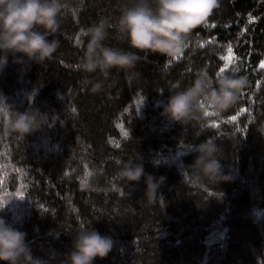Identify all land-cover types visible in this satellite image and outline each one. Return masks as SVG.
Here are the masks:
<instances>
[{"label": "trees", "instance_id": "1", "mask_svg": "<svg viewBox=\"0 0 264 264\" xmlns=\"http://www.w3.org/2000/svg\"><path fill=\"white\" fill-rule=\"evenodd\" d=\"M125 3L64 0L53 58L20 65L10 56L0 68V204L13 199L0 218L20 220L16 227L34 256L50 248L69 252L84 225L114 240L95 264H264V0H219L183 58L169 63L137 53L132 86L113 70L104 89L92 93L78 67L85 30L101 18L114 22ZM106 44L135 51L114 29ZM222 68L247 77L240 102L209 115L203 128L196 121L167 124L157 102L168 99L169 89ZM5 104L38 111L42 127L26 139L6 135ZM207 139L221 149L232 179L191 187L182 172L198 154L184 151ZM117 160L141 162L146 174L164 177L158 200H145L143 178L130 186L118 179ZM50 232H60L59 239Z\"/></svg>", "mask_w": 264, "mask_h": 264}, {"label": "clouds", "instance_id": "2", "mask_svg": "<svg viewBox=\"0 0 264 264\" xmlns=\"http://www.w3.org/2000/svg\"><path fill=\"white\" fill-rule=\"evenodd\" d=\"M218 7L219 0H128L120 7L114 22L101 18L85 30L87 43L78 64L84 74L82 83L90 86L92 93H99L115 70L117 74L123 73L124 80L132 86L139 78L135 69L142 59L137 53L162 56L166 62L183 58L192 33L206 26ZM64 14V0H0V68L10 56L20 65H43L51 60L60 47L58 34ZM113 29L116 37L135 51L106 44ZM249 86L247 77L236 71L218 72L215 77L201 71L182 90L173 85L168 99L157 104L163 109L160 115L167 124L185 126L196 121L203 128L210 113L219 116L235 107ZM5 105L9 110L4 123L6 135L26 139L42 127L45 118L38 111L30 108L18 112ZM261 132L264 134V129ZM220 151L213 139L184 151L198 155L182 172L183 182L191 187H200L205 181L213 185L229 182L232 177L224 174ZM116 164L118 179L130 186L143 178L145 200L149 203L158 200L164 177L157 180L146 174L141 162L117 160ZM18 223L19 219L0 218V264H95L97 259L107 258L114 248L112 237L101 235L93 226L81 225L69 252L61 255L50 248L42 256H34L27 234L16 227ZM60 234L49 233L56 239Z\"/></svg>", "mask_w": 264, "mask_h": 264}, {"label": "snow or ice", "instance_id": "3", "mask_svg": "<svg viewBox=\"0 0 264 264\" xmlns=\"http://www.w3.org/2000/svg\"><path fill=\"white\" fill-rule=\"evenodd\" d=\"M212 26L214 27L215 25H212ZM77 43H79V40H77ZM169 63H171V62H169ZM261 67L264 68V64H261ZM237 70H238V69H237ZM223 71H224V69L222 68L220 72H223ZM209 115H216V114H214V113H210ZM233 119H235V117H233ZM125 135H127V133H125ZM2 206H3V205L0 204V207H2Z\"/></svg>", "mask_w": 264, "mask_h": 264}]
</instances>
